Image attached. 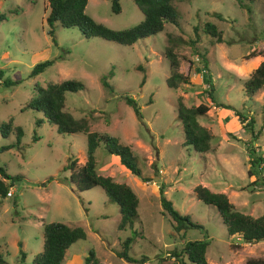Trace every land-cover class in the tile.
<instances>
[{"label":"rangeland","instance_id":"374dc122","mask_svg":"<svg viewBox=\"0 0 264 264\" xmlns=\"http://www.w3.org/2000/svg\"><path fill=\"white\" fill-rule=\"evenodd\" d=\"M117 2L115 14L110 0H87L85 13L113 30L130 28L142 19L131 0ZM172 5L178 14L177 27L166 24L156 35L122 46L97 37L85 39L76 28L58 24L49 36L46 0H0V13L5 16L0 21V123L11 118L12 128L21 131L19 148L0 152V167L17 176L9 189L11 196L0 199L4 264H31L41 250L42 225L49 222L84 230L85 240L68 247L79 255V264L88 250L100 264H128L114 253L127 236L132 238L128 255L145 256L143 264H177L170 252L184 242L202 239L204 233L208 264H243L264 255V242L246 244L227 236L215 208L202 204L193 193L200 185L223 193L243 214H264V85L251 98L243 91V82L264 55V0L243 1L240 6L235 0H173ZM207 22L215 25L222 42L202 32ZM167 47L176 57V71L187 78L173 90L165 85L170 74L164 58ZM200 56L207 64L215 102L250 118L251 128L245 129L233 111L213 106L207 99ZM44 60L54 61L37 76L28 77L34 64ZM65 79L84 85L81 92L65 95L67 111L83 120L88 132L106 133L127 145L141 177L148 180L130 174L101 146L94 151L96 173L126 184L137 197L138 219L131 230L118 231L117 206L98 186L77 192L67 181L69 172L62 170L67 160L76 159L75 168L85 161V135H61L47 123L35 126L41 114L23 110L34 84ZM3 81L18 84L5 86ZM124 95L136 101L141 119L124 103ZM176 98L186 107L208 106L197 119L212 137L208 152L199 154L183 146L175 119ZM13 142V132L0 136V146ZM248 146L254 150L253 157L262 158L253 166V175L247 173ZM160 184L173 208L203 230L172 231L159 205Z\"/></svg>","mask_w":264,"mask_h":264},{"label":"trees","instance_id":"16d2710c","mask_svg":"<svg viewBox=\"0 0 264 264\" xmlns=\"http://www.w3.org/2000/svg\"><path fill=\"white\" fill-rule=\"evenodd\" d=\"M142 15V19L134 26L126 29L113 30L100 23L95 22L85 13L87 0H46L48 12L45 17V23L48 27L47 34L53 35L54 26L58 24L62 28H76L85 39L101 38L122 46H130L138 40H143L148 36H154L163 30L164 25L169 24L178 26V14L174 9L173 0H131ZM238 5L243 1L252 3L254 0H235ZM110 11L119 12L117 0H110ZM216 18H220L217 14ZM4 14L0 13V21L4 20ZM196 31V28H193ZM202 32L217 43L222 42L220 32L215 25L205 23L202 26ZM52 42L54 39L52 37ZM259 55V54H258ZM251 54L249 57H254ZM257 56V55H256ZM164 58L168 63L170 70L169 76L165 79V85L168 89H175L179 84L187 83V78L176 71L177 60L172 51L167 47ZM54 60H44L34 64L28 77L32 78L40 74L45 68L49 67ZM202 63V82L207 85L204 92L207 99L221 109H231L230 106L222 103H216L212 94V84L210 75L207 71L205 59L200 56ZM102 85L109 88L108 84L102 79ZM5 86H13L18 81H3ZM264 85V55L262 61L251 72L250 76L243 82L244 94L251 98L254 93ZM84 89V85L77 80L65 79L58 83L47 82L44 85L34 84L32 96L24 103L23 110H32L41 114V118L34 121L35 126L47 123L54 127L58 134L82 133L85 135V161L82 166L75 168L76 159H68L62 170L69 172L68 182L77 192L89 190L98 186L104 195L113 202L118 209V231L131 230L134 222L138 219L137 197L132 189L123 183H116L108 176H100L96 173V163L94 160V151L101 146L105 154L117 157L119 165L124 167L130 174L141 177L140 169L136 164L134 155L127 145L121 144L116 138L97 132H88L86 123L81 119H75L65 107V95L77 94ZM124 103L131 108L134 116L141 119L139 108L136 101L124 95L121 97ZM175 119L179 122L183 146L196 153L202 154L209 151L211 135L202 127L197 119L208 111V106L198 104L197 106H184L180 98H176ZM241 123H245V129L251 128L252 120L245 118L238 112L233 111ZM12 119L0 123V136L6 138L13 132L14 142L0 146V152L10 148H19V138L21 131L17 127L12 128ZM244 129V128H243ZM259 133V132H258ZM37 137L33 135L32 140ZM255 139V137H254ZM253 139H250V143ZM254 150L249 148L247 151L248 175H253V166H258L262 158L253 157ZM17 176L12 177L3 167H0V199L5 198L6 193L12 186V182ZM143 181H148L141 177ZM164 184L158 187V200L162 211L171 221V229L174 233H185L190 229L203 230V227L197 222L192 221L187 215H181L173 208L171 202L164 197ZM193 193L202 204L210 205L217 211L220 220L225 228L227 236L236 237L239 242L251 244L264 242V214L252 217L243 214L230 204L223 193L209 191L206 187L197 185L193 188ZM132 234L137 235L134 231ZM86 235L80 226H69L60 222H49L42 225V245L41 250L36 253L31 264H61L66 249L75 241L85 240ZM132 238L125 237L119 244V250L114 253L117 258L128 264H143L146 257L140 256L133 258L128 255V250ZM208 246V237L204 236L200 240H192L182 243V245L170 252L172 259L177 264H208L205 260V250ZM21 258L23 255L21 254ZM3 256L0 253V264H4ZM83 264H100L94 256L93 250H88L84 257ZM243 264H264V255L258 258H248Z\"/></svg>","mask_w":264,"mask_h":264},{"label":"crops","instance_id":"0c3cea01","mask_svg":"<svg viewBox=\"0 0 264 264\" xmlns=\"http://www.w3.org/2000/svg\"><path fill=\"white\" fill-rule=\"evenodd\" d=\"M236 241H239L237 238L235 239ZM79 255L75 253L74 249L69 250L68 248L66 249L63 260L61 264H64L65 260H68L69 262L67 264H79Z\"/></svg>","mask_w":264,"mask_h":264},{"label":"built area","instance_id":"2783aa9c","mask_svg":"<svg viewBox=\"0 0 264 264\" xmlns=\"http://www.w3.org/2000/svg\"><path fill=\"white\" fill-rule=\"evenodd\" d=\"M11 196V191H8L7 193H6V197H10Z\"/></svg>","mask_w":264,"mask_h":264}]
</instances>
